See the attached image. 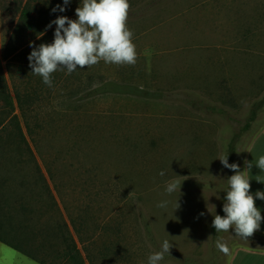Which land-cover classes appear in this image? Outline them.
I'll use <instances>...</instances> for the list:
<instances>
[{"label":"rangeland","instance_id":"obj_1","mask_svg":"<svg viewBox=\"0 0 264 264\" xmlns=\"http://www.w3.org/2000/svg\"><path fill=\"white\" fill-rule=\"evenodd\" d=\"M25 1L3 0V42ZM129 3L135 65L56 71L49 87L29 70L31 48L13 59L10 91L36 85L40 98L32 136L23 128L33 158L0 152V195L34 197L41 219L59 218L33 185L37 165L87 264H148L165 240L172 247L160 264H229L239 248L264 251L262 235L244 240L212 226L235 174L218 158L228 154L243 171L264 126V0ZM174 179L180 193L167 194ZM0 264L36 263L0 246Z\"/></svg>","mask_w":264,"mask_h":264},{"label":"trees","instance_id":"obj_2","mask_svg":"<svg viewBox=\"0 0 264 264\" xmlns=\"http://www.w3.org/2000/svg\"><path fill=\"white\" fill-rule=\"evenodd\" d=\"M80 4L81 0H70L64 12H53L52 9L57 5L64 6L63 0H26L19 3L18 19L8 35L7 41L3 44L0 62L1 153H7L9 150L7 155L11 156L14 149V151L17 150L15 151L18 153L17 155H21L22 152L26 155L28 151L33 158L23 128L29 136H32L29 115L33 116L32 113H34L40 98L39 88L31 84L33 87L30 90L25 88L24 91H21L13 85V91H10L8 79H12L13 70L16 68L13 59L18 61L24 54V50L31 48L30 42L37 47L42 43H52L56 25L52 24V27L49 28L50 22L58 16L77 19L75 10ZM4 8L3 0H0L1 15ZM30 53L26 55L27 60ZM35 78L37 81L43 82L39 75H36ZM55 80L56 73H53L52 84ZM43 85L46 84L43 83ZM35 168L39 172V177L33 185L37 186L40 183L41 194L47 198L48 206L52 207L60 217L56 219V217L48 216L47 219H41L43 214L39 208L32 204L34 197L29 201L26 196L8 198V196L0 195V243L36 264H87L86 261L88 258L90 259V256L88 254L86 257L83 256L68 224L62 218L61 210L49 190L45 177L37 165ZM39 194L40 192L35 193L37 199H39ZM28 195L31 197L30 193ZM79 240L84 244L80 237Z\"/></svg>","mask_w":264,"mask_h":264},{"label":"clouds","instance_id":"obj_3","mask_svg":"<svg viewBox=\"0 0 264 264\" xmlns=\"http://www.w3.org/2000/svg\"><path fill=\"white\" fill-rule=\"evenodd\" d=\"M69 3L70 0H63L64 6L57 5L52 11L64 12ZM130 7L129 0H81L75 10L77 19L58 16L50 22L49 28L52 24L56 25L52 43H42L37 47L30 42L32 51L28 60L32 73L42 77L43 83L51 87L52 74L56 71L66 69L67 74H71L78 68L91 67L100 61L135 65L137 52L133 43L134 34L127 26ZM218 159L235 174L228 178V188L225 190L222 209L225 215L215 214L212 226L216 233L233 229L238 238L248 240L259 230L264 220L255 204L256 199L264 200V192L257 191L255 197L250 194V178L246 171L252 168V162L245 161L246 169L241 171L238 164H229L228 154ZM255 166L264 171V155L259 157ZM164 174L163 171L159 173L160 176ZM181 184L182 181L178 179L168 182L166 193L172 194L177 190L180 193ZM167 203L162 201L158 207L165 208ZM171 247L169 241L165 240L159 251L148 256V264H160L165 255H170ZM216 247L223 254L230 255V248L221 240H217Z\"/></svg>","mask_w":264,"mask_h":264},{"label":"crops","instance_id":"obj_4","mask_svg":"<svg viewBox=\"0 0 264 264\" xmlns=\"http://www.w3.org/2000/svg\"><path fill=\"white\" fill-rule=\"evenodd\" d=\"M3 41L0 14V62ZM262 155H264V126L258 130L247 148L243 163V171L246 169L245 161L253 163L252 168L246 171V175L250 178V194L254 197L257 191L264 192V171L255 166L256 161ZM255 204L260 209L261 216L264 217V200L256 199ZM255 233L264 236V220L261 221L260 228ZM0 246L5 245L0 243ZM229 264H264V251L239 248L234 251Z\"/></svg>","mask_w":264,"mask_h":264}]
</instances>
